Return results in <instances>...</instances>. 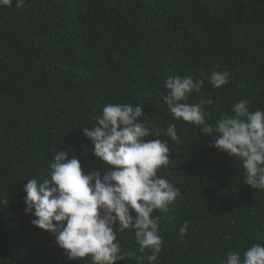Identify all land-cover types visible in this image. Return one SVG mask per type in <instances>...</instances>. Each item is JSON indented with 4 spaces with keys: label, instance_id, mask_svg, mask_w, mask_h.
Wrapping results in <instances>:
<instances>
[{
    "label": "trees",
    "instance_id": "trees-1",
    "mask_svg": "<svg viewBox=\"0 0 264 264\" xmlns=\"http://www.w3.org/2000/svg\"><path fill=\"white\" fill-rule=\"evenodd\" d=\"M212 70L229 71V83L214 88ZM186 74L204 80L188 102L202 103L209 123L241 99L264 110V0H25L21 7L13 0L0 7V264H91L90 257L69 260L54 233L32 224L22 188L49 178L59 150L88 171H107L81 130L96 125L108 104H139L156 126L175 124L180 136L169 141L171 160L158 172L180 195L154 210L163 240L155 264H226L229 251L243 256L264 244V190L244 184L242 162L211 146L201 126L173 119L162 99L166 80ZM118 239L130 255L117 264H149L133 230Z\"/></svg>",
    "mask_w": 264,
    "mask_h": 264
},
{
    "label": "clouds",
    "instance_id": "clouds-1",
    "mask_svg": "<svg viewBox=\"0 0 264 264\" xmlns=\"http://www.w3.org/2000/svg\"><path fill=\"white\" fill-rule=\"evenodd\" d=\"M24 3L15 0L16 7ZM12 5L13 0H0V7ZM230 76L229 71L212 70L207 79L219 89L229 83ZM203 84V79L195 80L191 74L169 77L162 99L173 119L201 126L211 146L242 162L244 184L264 190V110L252 111L249 101L241 99L231 106L230 115L209 123L202 103L188 102ZM142 116L144 122L138 119ZM81 131L92 143L90 151L108 170L103 174L98 169L88 171L75 155L69 158L64 150L55 152L49 178L42 182L28 179L23 185L25 214L35 217V227L55 234L56 244L69 260L90 257L91 264L125 261L130 253L123 250L118 234L133 230L141 252L149 250L147 260L155 264L163 240L160 217L153 215L154 210H167L180 195L174 183L158 175L171 160L169 141L180 139L175 124L156 126L139 104H108L96 125ZM149 136L156 138L145 140ZM161 136L167 139L161 140ZM187 232L185 221L179 238ZM226 264H264V244H253L243 256L229 251Z\"/></svg>",
    "mask_w": 264,
    "mask_h": 264
}]
</instances>
